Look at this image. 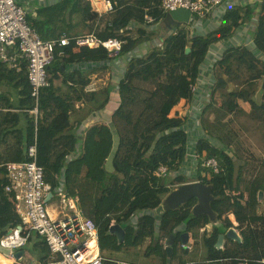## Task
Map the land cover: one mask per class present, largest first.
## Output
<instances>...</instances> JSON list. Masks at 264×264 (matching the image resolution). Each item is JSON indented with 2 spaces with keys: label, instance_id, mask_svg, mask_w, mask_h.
I'll return each mask as SVG.
<instances>
[{
  "label": "trees",
  "instance_id": "1",
  "mask_svg": "<svg viewBox=\"0 0 264 264\" xmlns=\"http://www.w3.org/2000/svg\"><path fill=\"white\" fill-rule=\"evenodd\" d=\"M112 1L116 3L115 11L102 16L90 0H53L37 4L27 13V21L41 38L62 35L71 38L68 46L56 48L55 59L47 68L50 85L40 89L38 98L33 96L25 60L20 59L17 69L0 59V237L21 224L10 194L4 190L7 183L4 164L30 160L29 147L36 145V161L43 167L53 199L59 192L78 197L82 213L95 222L104 264L118 261L106 255L108 252L138 248L146 242L145 257L156 258L159 264H189V249L181 246L180 236L189 231L195 244L199 243L201 228H204L201 242L205 261L264 264V171L260 170L264 160L247 180L245 166H250L252 159L238 146L240 134L230 118L232 114L243 113L239 104L242 101L250 107L245 112L249 119L264 127V88L259 87L260 80H264V3L252 31L253 45L230 46L222 59L211 64L216 81L200 117L205 135L195 147L199 162L196 177L212 187L211 207L216 222H221L225 230L235 227L241 237L240 242L226 238L222 247L217 248L220 231L216 224L212 231L205 230L211 222L207 214H192L195 198L178 208L165 210L160 216L155 210L175 184L186 181L180 168L189 148L188 122L171 116V112L180 99L194 98L192 86L198 82L211 46L231 38L237 29L250 22L256 6L239 4L225 8L221 23L205 34L192 35L185 26L168 30L160 46L151 47L146 55L134 56L129 61L118 83L120 103L112 114V126L98 122L80 134L82 122L72 123L70 118L77 111L76 102L92 96L95 109H102L110 97L100 101L97 93L102 92L91 96L85 93L89 79L81 80L84 71L78 64L108 62L113 58L104 46L81 45L76 38L90 33L101 40L117 37L123 41L122 56L158 37L155 30L145 26L146 14L152 15L156 22L166 16L161 10L163 0ZM107 15L109 18L105 20ZM131 21L136 22V31L126 28ZM97 69L100 68L94 67L87 74ZM143 79L156 84L147 95L139 93V81ZM259 89L262 98L258 102L255 95ZM104 93L109 91L106 89ZM209 158L216 159L218 171L203 166ZM109 159L112 171L106 166ZM161 165L177 176H155L154 171ZM242 183H246L245 190ZM113 223L125 229L124 242L119 243L110 232ZM173 233L177 238L168 261L164 242ZM41 245L45 251L43 260L49 249L45 241Z\"/></svg>",
  "mask_w": 264,
  "mask_h": 264
},
{
  "label": "built area",
  "instance_id": "2",
  "mask_svg": "<svg viewBox=\"0 0 264 264\" xmlns=\"http://www.w3.org/2000/svg\"><path fill=\"white\" fill-rule=\"evenodd\" d=\"M90 1L99 16L115 11L116 3L112 0ZM224 1L163 0L161 10L167 14L179 8L187 9L191 12L190 22H196L205 19L209 14H214ZM27 9L20 0H0V59L9 67L17 69H19L20 59L25 60L33 96L38 98L40 89L50 85L47 79V68L55 59L56 48L68 46L71 38L66 35L54 39L41 38L27 21V13L30 11ZM145 19V26L155 30L157 24L155 18L146 14ZM136 25V22L131 21L126 28L132 29ZM76 42L90 47L104 46L112 58L120 56L123 45V41L117 37L101 40L94 33L80 36L76 38ZM212 54L210 48L206 61L212 60ZM223 54L224 51L217 53L216 60L222 59ZM99 89L100 85L96 79L90 80L84 87L85 93L90 96ZM192 89L195 92L197 84H194ZM33 112L36 113L37 109ZM36 156V145H31L28 150L30 160L4 164V176L7 178L4 190L10 194L15 212L20 216L21 224L18 226L21 228L18 226L11 228L0 238L1 245L14 251L16 248L23 247L29 240L31 232L35 231L43 236L49 249L46 258L37 264H104L105 257L99 247L97 226L93 219L82 213L78 197L59 192V201L63 208H68V211L58 209L60 215L56 217L49 213L48 203L53 197L49 201L46 198L52 192L51 185L45 180L43 167L37 163ZM195 157L198 160L197 154ZM198 163L195 167L196 172ZM203 166L212 167L215 171L219 169L215 158L207 159ZM170 172L166 165H161L153 174L166 177ZM230 218L236 224L231 215ZM200 231L203 232L204 228ZM181 246L191 248L188 244L181 243ZM116 264L127 263L117 261Z\"/></svg>",
  "mask_w": 264,
  "mask_h": 264
},
{
  "label": "crops",
  "instance_id": "3",
  "mask_svg": "<svg viewBox=\"0 0 264 264\" xmlns=\"http://www.w3.org/2000/svg\"><path fill=\"white\" fill-rule=\"evenodd\" d=\"M21 1L22 0H20V3ZM51 2H53V0H26L27 8L29 10H33L34 8H36L37 4L45 5ZM263 3H264V0H225L223 4L216 9L217 11L214 14H209V16H207L203 20L196 21V22L183 23V24H180L179 26L188 27L194 33L198 32V34H205L209 32L210 30L216 28L221 23V18H222L225 8L236 6L239 4L255 5L256 6V9L254 11L255 15H254V18L250 22H248L246 25H243L239 29H237L235 35L232 36L231 38L227 40L219 41L211 47V53H213L212 58H213V61H215L216 60L215 55L217 53H222L223 51H225L226 48L230 46H240V45L252 46L253 45L252 31L257 26V18L263 6ZM156 23L157 24L155 26V30L157 31L155 32L158 33L157 34L158 37L155 40H152L151 42H144L143 46H138L132 52L127 53L122 56L120 55L116 58L111 59L108 62H101V63L85 62V63L78 64L79 68L84 71L83 74L81 75V80H86V79H89V81L94 80V79L98 80L100 89L97 92H102V93H97V98L100 101H103L108 95L110 97L111 92L118 93L119 80L124 76L129 61L133 59L134 56L146 55L151 49V47L159 45L164 34L171 28L173 29V25H174V23L168 18L166 19V17H164L160 21H157ZM104 65L106 68L104 69L101 68V66H104ZM94 67L95 68L99 67L100 69L93 70L89 74H87V72H89ZM198 79L199 80L197 82V89L194 92L195 95L192 101H188L186 99H180L177 105L174 107V109L171 112V116L182 117L186 119L188 122L187 129L190 133L191 144L188 145L189 148H188L187 156L185 157L181 165V168H180V172L185 176V180H186L185 182L192 181L193 180L192 177L196 173L195 167L198 163V160L195 157V154H197L195 147H196L197 140L201 137H204L205 135L203 129L200 126V123H201L200 117L205 107V104L211 95L212 87L214 86L215 81H216L215 69L212 70L211 67L207 69L204 63L202 66L201 74ZM114 82L116 86H114ZM106 89L109 91V94L104 93ZM111 89L112 91L110 92ZM260 89H261V86H260ZM92 99H93L92 96L90 98L88 97L86 98L84 96L83 99L77 101L76 102L77 111L72 113L70 116L72 123H75L77 121L82 122L81 126L78 129V132L80 134H83L87 126L94 124V123L108 122L112 126V122H111L112 117L107 114L104 115L103 108L95 109V105L93 104ZM219 103H220V100H219ZM262 140L264 141V138ZM262 140L261 141L259 140V141L263 142ZM106 166L109 171L113 170L110 159L107 162ZM168 176L169 178L171 177L173 178L177 176V173H174L173 171H171ZM174 187L177 188L178 184H175ZM48 210L51 216L53 217L60 215L59 210L56 209V207L50 208L49 206ZM10 229L11 228L8 229V232L10 231ZM208 229H209L208 227H205V230H208ZM37 237H38L37 235L34 236L33 232H31L30 238L26 242V244L29 243L32 251L34 252V254L37 255V259L33 260L34 258L33 255L31 258H27L26 250L23 249L24 246L26 245L25 244L23 247L16 248L13 251V252H17L23 249L25 253L20 258H16L14 255H8L0 251V264H37L38 262H42L44 259L42 260L41 258L44 256L45 251L42 250L41 242L37 240ZM194 241H195L194 237L192 236V234H190V238L188 242L189 244L188 243L187 244L190 245L191 248H194L192 244V242ZM137 249H141V246L138 247ZM190 249L188 250L189 252H190ZM110 254H111V257L115 258L118 261H124V262L127 261V260L119 259L118 257L114 255L113 252H110ZM189 260H190L188 261L189 264L209 263L208 261L204 260V257L203 259L190 258ZM135 264H140V263H135ZM174 264H177V262H174Z\"/></svg>",
  "mask_w": 264,
  "mask_h": 264
},
{
  "label": "rangeland",
  "instance_id": "4",
  "mask_svg": "<svg viewBox=\"0 0 264 264\" xmlns=\"http://www.w3.org/2000/svg\"><path fill=\"white\" fill-rule=\"evenodd\" d=\"M21 4L27 9V3L26 0H22ZM28 10V9H27ZM31 12V10L29 11ZM109 16L107 15L105 17V20L108 19ZM94 24V23H92ZM103 26V24L101 25ZM82 28V27H81ZM95 28L97 29V24H95ZM85 31H88L87 28H84ZM133 30L131 31H136L137 27L132 28ZM157 31V30H155ZM194 34H198L194 33ZM192 33V35H194ZM162 44V42L159 43L158 46H160ZM157 46V45H156ZM135 50V49H134ZM259 56H262L261 54H259ZM213 62V58L210 61H206L205 66L207 69H209L211 67V64ZM163 79V78H162ZM117 81V80H116ZM139 93L142 95H147L148 93H151V91L155 88L156 84L154 85V82L150 79H143L139 81ZM114 86L115 82H114ZM261 89H263V79L260 80V85ZM234 85L231 84L229 88H233ZM112 91V89L110 90V92ZM110 98L109 101L105 103V106L103 108V113L104 115L107 114L109 116L112 117V114L114 113V111L118 108L119 103H120V98H119V93L116 92H111L110 94ZM86 97V96H85ZM211 97V96H210ZM210 97L208 98V100L210 99ZM87 98V97H86ZM256 100L259 102L262 98V90H258L257 94L255 95ZM220 100V99H219ZM219 102V101H217ZM239 104L243 107L242 109L244 110L243 113H235L231 115V125L237 130V132L240 134V140H239V144L238 146H240L244 152V155L248 156V158H251L252 160H250V166H247L246 163H244L243 160L242 163L246 164L245 166V172H244V176L247 178V180H250L253 177L254 174V169L257 168L258 165H261V162L264 160V141L262 140L264 138V127L258 123V122H254L252 120L249 119V116L247 113V111L250 110V107L248 104L243 103L242 101H239ZM262 140L263 142H260ZM191 144V138H189V145ZM250 155H252V157H249ZM240 164H242L241 162H239ZM248 163V162H247ZM242 164V165H243ZM264 171V166H261V169ZM196 172V171H195ZM197 173V172H196ZM192 177V181H195L197 179L196 174ZM169 178V176H167ZM191 181V182H192ZM190 182V181H187ZM242 189L245 190L246 188V183H242L241 184ZM56 198L51 200L48 204L50 206V208L56 207V209H62L65 211H68V208H63L62 203L59 201V197L55 196ZM48 206V208H49ZM231 217L234 219V216L231 214ZM206 227L209 228V231H212L213 228V222H210V224H208ZM217 229L220 231V233H224L226 232L225 227L224 226H220L217 227ZM203 232H199L198 233V237H199V243L195 244V241L192 242L193 247L190 249L189 254L187 255V259L190 258H196V259H203L204 255H205V248L203 243L201 242V236H202ZM33 235L34 236H38L37 240L39 242L44 241L43 236L38 235L35 231H33ZM148 242L144 243L141 245V249H137V248H125L120 252H113L114 255L116 257H118L121 260H127L126 262H131L133 264L135 263H140V264H159L156 258H147L144 256V251L146 249ZM189 244V243H188ZM26 250V256L27 258H31L32 255L34 256V259H37V255L34 254V252L32 251L29 243L26 244L24 246V248ZM117 253V254H115ZM108 255L111 256L110 252L107 253ZM128 262V263H129ZM199 264V263H198ZM201 264V263H200ZM204 264H217V263H204Z\"/></svg>",
  "mask_w": 264,
  "mask_h": 264
},
{
  "label": "water",
  "instance_id": "5",
  "mask_svg": "<svg viewBox=\"0 0 264 264\" xmlns=\"http://www.w3.org/2000/svg\"><path fill=\"white\" fill-rule=\"evenodd\" d=\"M166 19L171 20L174 25L173 29L176 30L180 24L189 23L191 18V12L184 8H179L170 11L166 14ZM186 51L189 52L190 48L187 47ZM264 88V80L263 86ZM53 197V193H49L46 200L49 201ZM261 197V195H260ZM195 198L197 200L196 204L192 207L193 215L207 214L210 217V221L216 224L217 227L222 226L221 222H216V215L211 207V201L213 200L212 187L208 184L202 183L200 180L184 182L174 188L163 198V202L155 210L158 216L162 215L165 210L178 208L180 205L188 202L189 200ZM21 228V226H18ZM110 232L115 234L118 238L119 243L125 240V229L119 223H113L110 227ZM177 238L175 233L171 234L165 240V249L168 255V261L173 250V244ZM190 232L184 231L180 236V242L182 244H187L189 242ZM229 238L232 240L241 241V237L235 227H230L224 233H220L218 236V241L216 244L217 248H221L225 239ZM0 251L8 255H14L16 258H20L24 255L25 251L23 249L13 252L12 249L2 246L0 243Z\"/></svg>",
  "mask_w": 264,
  "mask_h": 264
}]
</instances>
